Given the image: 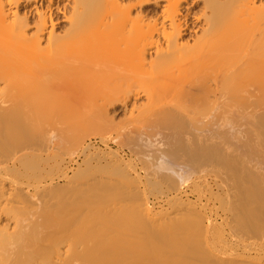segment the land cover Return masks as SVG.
I'll use <instances>...</instances> for the list:
<instances>
[{"label": "bare ground", "instance_id": "obj_1", "mask_svg": "<svg viewBox=\"0 0 264 264\" xmlns=\"http://www.w3.org/2000/svg\"><path fill=\"white\" fill-rule=\"evenodd\" d=\"M201 1L71 0L61 5L56 0H0V264H261L264 258H260L264 253L261 246L264 229L257 225V222L262 223V220L257 221V212L262 215L257 209L264 202L258 204L261 206L258 208L257 203L264 199L257 201L260 195L256 198L240 189L234 196L232 194L234 204L237 202V205L229 217L231 224L229 218L223 222L218 221L220 224L217 221L206 224V215L203 218L205 221L196 217L190 222L185 219V222L183 215L189 218L191 215L188 217L187 214L192 213L182 209V214L178 210L182 207L187 209L189 204L185 206L184 202L180 204L177 201L180 208L173 205L180 212L173 209V203L169 202L173 207L170 211L164 209L165 212L159 210L162 212L159 213L156 209L154 213L141 204L143 201L137 200L140 202L137 204H141L137 212L139 217L135 224H128L129 227L118 223L117 219V222L113 221L106 226L102 217H107L103 215L99 216L100 220H96L102 221V224H90L86 218L90 216L91 209L84 211L87 213L84 214L82 209L81 212L74 208L72 210L79 212L76 215L75 211L71 212V219L63 222V228L57 230L59 225L53 222L50 213L46 211L51 206L56 211L59 206L52 205L54 198L51 191H47L45 180H40V174L30 169L31 160H35L31 167L37 168L34 166L38 164H35L36 161L39 162L37 156L42 157L45 149L39 147L42 144L39 141L47 138L46 134L53 130L63 132L67 135H64L66 139L70 140L72 128L76 124V119L72 117L74 111L71 116L70 108L74 109L75 105L76 108L80 105L85 108L88 103L85 102L86 98L90 103L94 96V101L92 99L93 102L87 106L91 114L94 107L100 108L99 102L103 100L110 101L109 105L113 101L135 96V110L138 111L137 116L142 118H138L140 124L153 122L149 119L157 115L161 119L164 116L169 119V110L175 100H181L185 109L188 105H197V110L204 111L212 107L209 111H213L218 104L216 97L221 96L224 100L221 104L223 109L230 113L238 111L244 117L251 115L260 119L261 125H264L263 0H228L224 5L221 2L219 5L218 0H205L203 12L201 10V14H198L194 10ZM69 9L72 11L68 17L66 14ZM89 9L94 13L85 17ZM55 10L63 14V21L70 23L75 35L87 43V51L79 60L69 61L74 55L71 36H60L55 32L56 24L60 21L53 17ZM207 11H210V15H207ZM33 15L37 16L34 21L31 20ZM106 57L112 58V61H99ZM134 69L135 75L142 77L139 83L135 82V89L128 85L127 78ZM77 70H87L89 76L96 78L95 81L91 78L80 80L78 74L74 73ZM79 94L80 97L84 95L82 100L76 97ZM131 94L133 96L128 97ZM72 97L74 101L77 100V104L72 101ZM142 97L146 100L144 103L139 102ZM35 141L40 143L36 142V147L30 144ZM32 146L37 151L36 156ZM28 148H32L30 151L33 154H29V150L25 152ZM27 153L31 155V160L27 158ZM32 155L36 158L32 159ZM46 162L48 159L43 163ZM46 164L42 166L44 169ZM53 170L51 167L49 175ZM119 184L115 187L119 188ZM103 185L101 190L98 185L96 187L99 190L92 187L98 190H95L98 193L94 191L95 196L89 193L88 188V200L91 195L95 201L98 195L102 196L99 191L103 190ZM111 187L114 188L110 185L109 190ZM105 189L102 191L104 195L107 193ZM45 192L49 198L52 197V201L43 197ZM121 192L120 196L119 193L114 194L115 198L116 195L119 198L117 201L112 199L114 195H110L106 196L107 199L102 196L103 200L99 196L97 202L100 200L103 206L107 200L105 207L117 204L124 196V192ZM225 195H229L228 191ZM43 198L49 201L47 209L43 205ZM92 199L90 204L93 203ZM125 200L122 201L124 205L128 202ZM68 208L71 210V207ZM262 208L261 211H264ZM92 211L91 216H98ZM191 211L196 214L198 208L196 212L194 209ZM53 212L51 214L55 215ZM202 213L197 214L203 216ZM56 215L54 217L57 218ZM210 217L208 221L212 220ZM57 219L59 221V216ZM224 225L226 228L231 227L228 235L234 241L231 246L227 242L228 247L226 242L223 244L218 241L225 234ZM259 232L263 233L262 241L257 240L259 234L252 236ZM119 237L127 239L129 243L130 239L135 238V249L129 248V244L125 247V243L122 248L112 246ZM254 238L261 245L257 244L259 242L251 243Z\"/></svg>", "mask_w": 264, "mask_h": 264}, {"label": "rangeland", "instance_id": "obj_2", "mask_svg": "<svg viewBox=\"0 0 264 264\" xmlns=\"http://www.w3.org/2000/svg\"><path fill=\"white\" fill-rule=\"evenodd\" d=\"M70 1L71 0H56V3L63 5L64 3ZM218 1H219L218 2L219 5L220 2L223 5L224 3L226 4L228 2V0H218ZM259 2L261 1L259 0ZM204 5H205V0H202L199 7H197L194 11L198 14L199 13L201 14V10L203 9ZM222 6L220 7L222 8ZM71 11H72L71 9L68 10V14H66L68 17L71 15ZM207 12H208L207 15H210V11ZM93 13L94 11L92 9H89L86 11L85 17ZM54 14L55 15L53 17L55 18L57 17L60 19L58 23L56 22L57 23L55 28L56 34L60 36H68V37L71 36V40L73 41L71 44V50H73L74 55L73 57L70 58L69 61H71L72 59L79 60L81 57L85 55L87 51V43H85L83 40L79 39L75 35V33L73 32L74 28L71 30V25L68 21H63L64 16L62 13H60L58 10H55ZM36 17H37L36 15H33V17H31V20L34 21ZM199 37L202 38L201 34H199ZM99 61L101 63H105L112 61V58L106 57ZM74 73L78 74L80 80H87L88 78H91L92 80L95 81L96 79L94 77L89 76V72L87 70H77V72L74 71ZM127 78L129 83L128 85L130 87L133 86L131 88L135 89V86L137 85L135 82L140 80L142 77L140 78L137 75H135V69H134V71H132L130 76L128 75ZM137 83H139V81ZM133 92H135V90ZM195 93L197 94V92H194V94ZM80 95L81 94L76 95V97L78 96V99H81L82 96H84L82 95L80 97ZM91 95H95V93H92ZM91 95H87V96L90 97ZM132 96L133 94H131L130 96L128 95V97H132ZM62 97L64 96L62 95ZM92 97L93 96H91V98ZM94 97L92 98L93 101L95 99ZM220 97L221 96L216 97L218 100L216 98H212L214 100H217V103L220 104L219 107H217L218 106L217 104L216 109L213 108V111H209L211 110L210 108L212 107L204 111L197 110L198 108L197 105H195L196 108L192 105L191 107L188 105L187 108L185 109V106L182 105L181 100L180 101L175 100L171 106V110H169L171 113L168 112L170 113L168 116L169 119H166L167 116L166 117L164 116L165 119L164 117H162L161 119V116L157 115L159 116L158 118L157 116L154 115L155 117L149 119V121L152 119L151 121L153 122L150 123L144 122L145 124H143V122L142 124L139 123L140 121L138 120V118L140 116H137L139 114H137L138 111L135 110V105H134L135 96L130 99L125 97L127 98V100L123 98L121 99V101L119 100L120 102L111 101L112 103H109V105L108 102L110 101L103 100L102 102H99L100 108L98 109L97 107L93 108L94 111L93 114H91L92 113L91 109L88 110L90 107L87 108V106H89L88 98H86L87 101H85L86 103L88 102L85 108L83 107V105L79 104L80 107H83V109H85L86 112L78 105L77 106L79 108H76L75 103L77 104V102L75 101L77 100L75 99L74 101L73 98L72 101L75 103L72 104L75 106L74 109L70 108V111H71V116L73 115L72 110L74 111L75 117L74 116L72 117L76 119V124H74L72 128V132H71L72 136L71 138H69L70 140L66 139L67 137L64 136L66 134L58 130L49 131L50 133L46 134L47 138L43 137V139L45 138L47 141H45V139L43 140L42 138H40L44 141V144L43 141L41 140L39 142H41L44 146L41 144L39 145V147H41V149L44 148L45 149L42 151L38 147L43 153L41 152L42 157L41 155H38L40 156L41 159L37 156L38 159L36 160H38L40 163L37 161L35 162V164L38 163L37 165H34L37 167L36 169L34 167H33L34 169L31 167L33 166L31 164L35 160L32 161L31 155L29 154H33V152H35L34 147L38 146V144L40 143L38 141H35L34 143H30L31 145L34 146V147L32 146L33 149L30 148V150L31 149L34 150L32 153H31L32 150L30 151L29 148L25 151V152H27L28 150L30 151L29 154L27 153V158H30L29 160H31L30 169H32L33 171L35 170V172L33 173L40 174L39 175L41 177V178L39 177L40 180L41 179L45 180V182L44 181L42 182H44V185L46 184L45 186L48 185L47 191L48 192L51 191L54 199L52 201L51 200L52 197L49 198L48 193L46 192L44 194L45 195L47 194V196L43 195V197L44 198L47 197V200L50 199L52 201L53 204L49 203V205L52 204V205H56L57 207L59 206L58 207L59 210L56 208L55 211L54 206L53 208L52 206L50 207L53 210L50 208L49 210L47 209V207H49L47 206L49 201L46 202L47 201L45 200L46 198L45 199L43 198L45 200L43 201V205L48 210L46 212L50 213L51 215L50 218L53 220L54 223L59 225L57 226L56 229L57 230L62 229L63 227L61 224L71 219L73 214L71 215L70 213L75 211L72 210L74 208L75 209L77 208V210L79 211H81L82 209L83 211V212L81 211L82 213H84V211H87L89 209H91V211L93 210L92 212L96 213L95 215L98 216H91V211L90 212L88 211L91 217L89 216L86 219L87 222L90 224L101 223L102 221H104L106 222V224L104 222L103 224L109 226L111 225V222L116 221L117 219L118 223L121 222V224L127 227L128 224L130 226V224L136 223L139 217L137 215V212L139 211V205L141 204H144L150 210L152 209L151 211L154 213L156 209H157L156 211L160 213L161 211L159 210L166 209L170 211L171 208L174 207L173 209H175L180 204L185 203L186 204L185 206L189 204V206H187V209L186 207L183 208L182 206L181 209H178L180 207L176 209L180 210L181 212L182 209H184L186 213L191 212L193 214L192 212L193 210L191 211V209H194V212H196L198 208L197 213L203 212L202 214L204 215L202 216L201 214L199 215L197 213H196L197 216H195L196 215L195 213L193 215L187 214L188 217L189 215L195 216L192 217V219L190 218L191 216L189 218H185L186 215L184 214L183 215L184 218H183L181 215L184 221L185 219H188L187 221L190 222V220L192 221L193 218L196 219V217L203 219L205 218L206 215V221L205 219H203V221H205V223L207 224L208 222L211 221L223 222V220H226L225 218H227L228 220V218L231 216V212H233L236 207L235 205H237V202L236 204H234L233 199L235 200V198H233V196L238 189H240V191L242 190V192L246 190L245 191L246 193L248 192L251 196L256 198L260 195L257 201L261 200L262 198L264 199V125H261L262 122L260 123V119L253 117L251 115L248 117L245 116L246 117L245 118L243 114L239 113L238 111L237 112L234 111L230 113L229 111L223 109L221 104L224 102V100ZM91 98H89V100ZM92 99L90 103L93 102ZM81 100L80 103H82ZM145 101L146 100L144 97L139 99L140 103H144ZM86 109L88 110V112ZM86 113H88L89 115ZM154 119H156L157 122H155L156 120L154 121ZM166 120L169 122H167ZM73 123H75L74 120ZM48 138H49V142H48ZM36 142L38 144H36ZM46 142L47 144L45 145ZM36 153L37 151L34 154L35 156ZM28 155L30 157H28ZM34 155H32V159L33 157H35ZM50 156L51 157L53 156V158H51ZM42 158L43 159L46 158V160H42ZM39 159L42 160L43 162L47 161L48 159V162H46L48 164L43 163ZM29 160L27 159V161ZM45 164L46 167L44 169V167L42 166ZM51 167L54 170L49 175L50 173L49 171H51ZM236 169L238 170V172ZM45 170L48 174H46ZM31 171H29L30 174H32ZM231 172L233 173L235 172V173L233 174ZM229 174L231 175V177ZM238 176L240 177V181ZM95 181H97V184ZM94 182L95 185L93 186L96 187V185H98L99 188L103 185L102 183H105L103 187L104 186L106 187L105 189V193L107 191L106 195H104V192H102L104 191L105 187L103 188L102 191H99L100 192L99 194H101L103 197L104 196L111 197L110 195L113 196L114 194H118V193H119L118 196H120V192L123 189L122 192L124 193L122 192L121 193L126 197V200L124 199L125 197L122 196L121 194L122 200L120 199L119 201L121 202L119 201L117 202V204L122 203V205L120 204L121 206L120 205L117 206V204L114 203V205L116 204L117 206L116 207L112 203V205L109 204L111 207L109 205H106L105 207L106 204L105 202H107V200H105L107 199L106 197L104 199L105 201L103 206H101L100 203H103L100 201L103 200L102 196L97 194L98 195L97 200L100 199L101 197L99 202H97V200L95 201L94 199H92L95 198L93 197L95 196L94 191L98 189V187H96L97 189L95 188L94 190L92 189L93 186L91 185L94 184ZM118 183L121 184V185L119 184L120 190L119 188L115 187V185L118 186ZM223 183H226V185ZM122 184L124 185L126 184V187ZM110 185L114 186V188L111 187L112 188L110 189L111 191L109 190ZM240 186L243 187L241 188ZM124 187L126 190L124 189ZM88 188H89V193L91 192V194L93 195V196L91 195V197L89 195L90 197L89 200L87 196L88 191H86ZM235 188H237L236 191H234ZM101 189L102 187L100 188V190ZM97 191L95 192L98 193ZM116 191H120V192H116ZM201 191L202 194H200ZM207 191L209 192V194L210 193L211 194L210 195L207 194L208 193ZM224 191L226 192V194L228 191L229 195H225ZM133 192H135L136 194ZM108 193L109 195H107ZM50 195L51 194L49 193V196ZM140 195L142 198H140ZM86 196H87V201H86ZM113 198L116 199V201L119 199V198L117 199V195L116 198L115 195L112 197V199ZM219 198L220 199L222 198V200H220ZM90 199H92L93 202L91 204H90L91 202ZM214 199H216V201ZM217 199H219L220 201ZM123 200H125V202L128 200V202L126 203L127 207L126 205H124V202H122ZM129 200L133 201V203L131 201L130 203ZM137 200H141L143 201V203L141 202V204H137L138 202ZM177 201H179L180 204ZM211 201L212 203H210ZM169 202L173 203L172 206L175 205L176 207L175 206L172 207L171 203ZM262 202H264V200H261L260 203L258 201L257 208L260 206L258 204H261ZM98 203L100 204L101 207L98 206ZM87 204L91 206L88 207ZM159 204L163 206H160ZM262 205L264 206V204ZM107 206L110 208H108ZM68 207H71V210ZM115 207L116 208L120 207L121 210L126 211L127 216H124L126 215V213L125 212L122 213L120 208H118L120 211L118 209H117L118 211L117 210L115 211L116 209ZM161 207L163 209H161ZM217 207L218 209H216ZM261 208L257 209L260 211V214H262L259 215L258 214L259 212H257L258 215L257 221L262 220V223L257 222V225L259 224L261 228L264 229V211L263 210L261 211ZM178 210L176 211L180 212ZM205 210L207 211L205 212ZM51 211L52 212L55 211L56 213L53 212L55 215L59 214L58 215L59 221H56L58 220L57 219L58 216L56 215L57 218L54 217L55 215L51 214ZM79 211L77 212L75 211L74 215H76V213H78ZM115 212H116V216L114 215ZM117 212L119 213L117 214ZM163 212H165V210ZM100 215L101 216L103 215L107 218L102 217L103 220L101 219L102 221L98 222L96 220H100L99 219L101 218L99 217ZM118 215H120V218ZM121 215L124 216V219H122L123 217ZM162 215H165V213H163ZM207 215H209V217L211 215L210 219L212 218V220L208 221L209 217H207ZM110 216L113 219H111ZM54 218H56V220ZM121 219L122 221H119ZM228 221H230V218ZM220 222L218 223L220 224ZM231 223L232 222L230 221V224ZM232 225L235 226L234 223ZM228 227L229 226H227V228L226 226L224 227L225 234L224 235L222 234L224 239H226L227 241L224 239L221 240V238H223L222 236L219 237L218 240L220 242L222 241L223 244L226 242L225 244L227 247L228 244L229 246H231L234 243V241L228 235L231 229V227L229 228ZM261 228L259 229L261 230ZM262 232L254 233L252 236L254 237L255 234L256 235L259 234V238H261L264 236ZM122 238L123 237L121 238L119 237L118 239L116 238L117 240L113 242L114 244L112 243V246L115 245L116 247L117 245V246H121L122 248L123 247L122 245L125 243L124 246L129 244V248L131 247V249L132 248L135 249V238L130 239L129 240L130 243L127 241V239L124 240ZM259 238L257 237V240L259 241L263 240V238L261 239ZM254 240L250 242L251 243L259 242L256 240V238H254ZM91 241L93 243L94 241L96 242V240H91ZM91 241L90 243H92ZM263 242L262 243L259 242L257 244L259 245L261 243L262 245L261 244L260 245L263 247L262 249L264 250ZM262 256H264V253L260 256V258ZM260 263L264 264V258Z\"/></svg>", "mask_w": 264, "mask_h": 264}]
</instances>
